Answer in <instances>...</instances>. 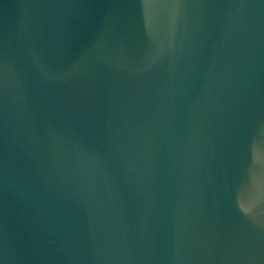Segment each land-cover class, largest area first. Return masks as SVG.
Instances as JSON below:
<instances>
[{"label": "water", "instance_id": "95a60500", "mask_svg": "<svg viewBox=\"0 0 264 264\" xmlns=\"http://www.w3.org/2000/svg\"><path fill=\"white\" fill-rule=\"evenodd\" d=\"M0 264H264V0H0Z\"/></svg>", "mask_w": 264, "mask_h": 264}]
</instances>
